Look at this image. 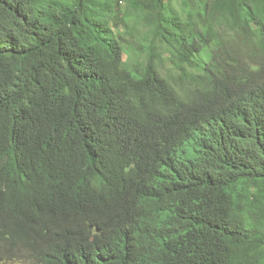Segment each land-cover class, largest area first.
Masks as SVG:
<instances>
[{
	"label": "trees",
	"instance_id": "trees-1",
	"mask_svg": "<svg viewBox=\"0 0 264 264\" xmlns=\"http://www.w3.org/2000/svg\"><path fill=\"white\" fill-rule=\"evenodd\" d=\"M12 249L264 264V0H0Z\"/></svg>",
	"mask_w": 264,
	"mask_h": 264
},
{
	"label": "rangeland",
	"instance_id": "rangeland-1",
	"mask_svg": "<svg viewBox=\"0 0 264 264\" xmlns=\"http://www.w3.org/2000/svg\"><path fill=\"white\" fill-rule=\"evenodd\" d=\"M5 253V249L1 253L3 255ZM26 257V254L23 253L22 250L12 249L11 250V256L9 258H6L4 261L1 262V264H20L24 261V258Z\"/></svg>",
	"mask_w": 264,
	"mask_h": 264
}]
</instances>
